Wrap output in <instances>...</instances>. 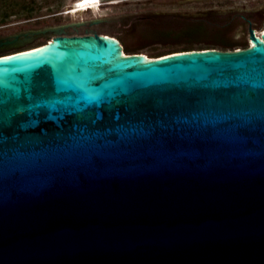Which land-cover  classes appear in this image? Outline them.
<instances>
[{
	"label": "water",
	"instance_id": "95a60500",
	"mask_svg": "<svg viewBox=\"0 0 264 264\" xmlns=\"http://www.w3.org/2000/svg\"><path fill=\"white\" fill-rule=\"evenodd\" d=\"M81 24L0 40V264H264V32L146 59Z\"/></svg>",
	"mask_w": 264,
	"mask_h": 264
},
{
	"label": "rangeland",
	"instance_id": "374dc122",
	"mask_svg": "<svg viewBox=\"0 0 264 264\" xmlns=\"http://www.w3.org/2000/svg\"><path fill=\"white\" fill-rule=\"evenodd\" d=\"M82 1L89 3L93 0H0V36L54 23L153 11L156 14L146 16V21L150 22L146 30L127 31L117 21L106 22L102 29L119 39L125 53L139 52L156 58L182 48L173 36H161L160 32L178 30L185 22L204 21L222 26L227 23L223 35L229 39L243 38L248 45L249 27L257 33L264 28V0H116L119 3L112 5L107 4L108 0H101L103 5L96 10L63 14ZM49 39V35H41L25 48L40 46ZM193 48H199V45L195 44ZM2 53L8 52L0 51Z\"/></svg>",
	"mask_w": 264,
	"mask_h": 264
},
{
	"label": "flooded vegetation",
	"instance_id": "af4514ba",
	"mask_svg": "<svg viewBox=\"0 0 264 264\" xmlns=\"http://www.w3.org/2000/svg\"><path fill=\"white\" fill-rule=\"evenodd\" d=\"M119 2L116 0H108V5L112 4H118ZM103 5V2L101 0H93L89 3H86L85 1L80 2L78 6H74L71 8L66 9L63 14H69V15H75L76 13L79 12H84V11H90V10H96ZM156 14V12L153 11H147V12H134V13H128V14H121L119 16H115L112 18H106V17H99V18H93L91 20H99L98 23L96 24H90L89 21L91 20H79V21H71V22H62V23H54L51 24V26H45L42 28H36V27H30V28H24L21 29L15 33L11 34H6L3 36H0V40L2 41H15L17 43L20 42H27L31 43L34 39L41 35H49L50 32H42L45 29L51 27H59L62 25H66L72 22H84V24H81L77 26L76 28L68 26L65 27L64 29L68 33H85L87 31H103V32H108L102 29V26L109 21L113 22H118V25L120 27H123V29L127 31H135V30H146L149 28L150 22L146 21V16ZM109 34V33H108ZM54 36V32L51 31V38ZM50 38V36H49ZM46 43V42H45Z\"/></svg>",
	"mask_w": 264,
	"mask_h": 264
},
{
	"label": "trees",
	"instance_id": "16d2710c",
	"mask_svg": "<svg viewBox=\"0 0 264 264\" xmlns=\"http://www.w3.org/2000/svg\"><path fill=\"white\" fill-rule=\"evenodd\" d=\"M225 25H210L204 21L185 22L178 30L160 32V35L173 36L177 39L176 43L182 48L173 52L207 48L220 50L246 48L248 44L245 39H229L223 35L224 30L228 28V24ZM195 44H198L199 48H193Z\"/></svg>",
	"mask_w": 264,
	"mask_h": 264
},
{
	"label": "snow or ice",
	"instance_id": "6c2138e0",
	"mask_svg": "<svg viewBox=\"0 0 264 264\" xmlns=\"http://www.w3.org/2000/svg\"><path fill=\"white\" fill-rule=\"evenodd\" d=\"M4 59H11V57H4ZM38 87L42 89L44 87L43 82H40L38 84ZM197 103H198V101H197ZM17 111H23V109H17ZM31 123H36V122L35 121H32ZM2 137H4V133H3L2 126H0V138H2Z\"/></svg>",
	"mask_w": 264,
	"mask_h": 264
},
{
	"label": "bare ground",
	"instance_id": "6f19581e",
	"mask_svg": "<svg viewBox=\"0 0 264 264\" xmlns=\"http://www.w3.org/2000/svg\"><path fill=\"white\" fill-rule=\"evenodd\" d=\"M262 32H264V30H263ZM262 32H259V33L256 32V33L260 35ZM34 48H35V47H34ZM31 49H33V48H31ZM143 56H144L146 59H150L149 57H147V56L144 55V54H143Z\"/></svg>",
	"mask_w": 264,
	"mask_h": 264
}]
</instances>
